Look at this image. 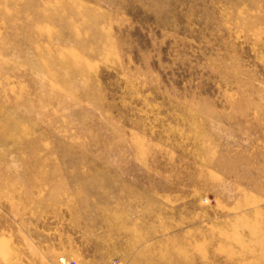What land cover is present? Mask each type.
I'll list each match as a JSON object with an SVG mask.
<instances>
[{
    "label": "rangeland",
    "instance_id": "obj_1",
    "mask_svg": "<svg viewBox=\"0 0 264 264\" xmlns=\"http://www.w3.org/2000/svg\"><path fill=\"white\" fill-rule=\"evenodd\" d=\"M0 264H264V0H0Z\"/></svg>",
    "mask_w": 264,
    "mask_h": 264
}]
</instances>
